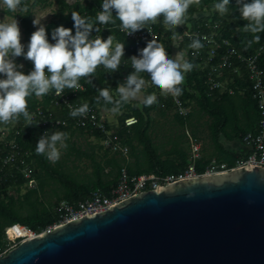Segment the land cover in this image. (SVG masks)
Masks as SVG:
<instances>
[{"label":"trees","instance_id":"1","mask_svg":"<svg viewBox=\"0 0 264 264\" xmlns=\"http://www.w3.org/2000/svg\"><path fill=\"white\" fill-rule=\"evenodd\" d=\"M53 2L56 3V9L52 14V18L43 25L51 43L55 42L51 38L52 31L61 25L72 29L73 35L75 34L72 12H77L82 17L87 16L95 20L97 11L102 9L103 0H75L73 2L67 0H21V6L15 11L6 7L5 12L20 24L26 45L30 41L31 34L36 31L33 24V9L35 7H46L53 4ZM218 2L220 0H199L198 4L193 2L186 12L184 23L178 28L166 25L163 16L158 17L156 22H151L150 25L154 31L158 32V41L164 45L170 56H173L174 51V42L171 38L173 31H177L183 36L180 48L177 49L186 52L187 60L194 67L185 74L184 82L178 86L182 88V94L179 97L191 111L187 115H181L177 111H173L171 98L168 95H161V90L154 89L152 86L144 89L145 95L155 93L157 96L158 102L153 103L151 106H144L137 101L122 103L118 109L122 111L119 116V134L124 137L130 148L129 155L130 153L134 154V160L131 164H129L130 162L127 163L128 173H176L181 171L188 163L189 153L181 144L182 141L184 143L187 140L184 130L178 135L177 139L173 140L171 147L167 150L152 141L150 134L152 127L150 113L152 111H156L162 116L170 111L181 128L187 127V131L195 137L198 126L204 123L208 128V133L204 137H208L220 158H222L220 160L225 161L229 166H234L237 160L244 159L247 156L249 152L247 148H242L240 151L233 153L224 151L218 142V137L222 134L228 140L241 142L245 133L256 130L259 116L258 107L256 100L251 95L249 83L243 77L238 76V71L233 72L232 69L223 67L221 78L226 79V86L231 87L233 92L210 91L205 83L206 75L210 70V65L204 66L203 60L206 52L202 50L196 56L192 54L194 49L188 47L192 42L184 36L183 26L186 29H192L195 24H200L201 31L206 32L211 31L210 28L213 24H217L215 37L220 41L223 38L227 39L232 46L243 54H251L264 44V31L252 33L245 30L244 26L249 22L241 17L237 0H230L229 10L224 15H221L214 8V5ZM248 2H251V0H248ZM113 15L115 16V12ZM205 21L209 23V27L204 25ZM119 24L120 21L117 19L115 23L110 22L104 25V29H101V26L98 25L100 31H93L92 33L93 39L96 36H101L106 40L108 36L113 35V47L116 43L125 44V53L119 70L110 72L103 65L98 66L91 82L86 77H81L78 80V83L84 85V90L79 91L76 97H72L71 100L87 103L98 111L112 110L115 107L114 103H105L103 98H100L97 103V97L99 96L97 89L100 88L109 89L114 101L120 100L116 88L125 81L124 77L134 71L130 58L136 56L137 49L133 44V40L127 37L124 31H120ZM255 36H259L258 42L254 39ZM250 41L251 43H249ZM25 50L27 51L26 47ZM224 51L225 47L218 49L219 56L213 59L212 63L219 61ZM21 59L25 61L22 71L28 74L33 70V64L23 57L17 58V60ZM232 60V64H239L235 58ZM258 64L264 70V49L258 57ZM142 76L145 79L150 77L147 73H142ZM240 89L243 91L240 92ZM27 100L29 113L38 104H41L44 109H47L49 105L48 93L42 95L41 101L34 93ZM130 115L135 116L137 122L128 128L129 132L127 133V128L123 125V119ZM204 116H206L204 122L197 125L196 122ZM55 117H61L69 121L67 126H58L57 129V131L66 132L68 137L64 141L67 144V148H63L65 153L56 162L49 161L45 155L36 152V143H38L40 137L46 132L50 136L53 132H56L55 130H52L49 126L41 127L36 124H33V126L27 124L19 128L20 133L17 136V142L25 154V162L30 167L31 176L35 178L37 185L31 188L26 187V191L21 195L19 192L21 186L19 187V185L25 180L21 174H18L14 179L6 177L5 180H1L0 246L4 242L5 228L11 224L19 223L32 230L41 231L58 220V213L51 209L50 199L44 198L45 189L50 184L54 185L52 193L55 196L53 202L55 204L61 199L72 203L77 202L87 197L93 190L99 189L107 192L116 184L119 168L124 160L104 150L99 142H96V144L88 143L87 147L81 148V145L77 144L78 138L87 139L91 134L90 132H84L81 128L73 127L72 116L67 109H60L57 113L54 112ZM12 121L23 124L25 118L20 115L19 118L8 123L0 122V127L9 125ZM93 134L96 137L98 136L97 132H93ZM95 146L102 153V157L99 159H97V154L94 151ZM70 155L75 158L88 157L92 165L91 173L84 176L75 173L74 169L66 164V159ZM206 161L208 160H204L203 157L197 161L198 171L203 170ZM16 184L18 187L15 186ZM10 186L14 191L12 194L8 193ZM18 231L24 232V228L18 227Z\"/></svg>","mask_w":264,"mask_h":264},{"label":"water","instance_id":"2","mask_svg":"<svg viewBox=\"0 0 264 264\" xmlns=\"http://www.w3.org/2000/svg\"><path fill=\"white\" fill-rule=\"evenodd\" d=\"M0 264H264V168L142 191L21 241Z\"/></svg>","mask_w":264,"mask_h":264},{"label":"clouds","instance_id":"3","mask_svg":"<svg viewBox=\"0 0 264 264\" xmlns=\"http://www.w3.org/2000/svg\"><path fill=\"white\" fill-rule=\"evenodd\" d=\"M193 2L198 4L199 0H103L102 10L97 13L95 20L72 12L74 35L72 29L61 25L52 31L51 38L55 42L51 43L46 28L39 26L31 34L26 46L21 42L22 33L16 19L11 23L7 18L0 21V122L8 123L23 115L28 126H33L27 100L33 93L40 97L50 89H55L56 95L60 96L66 88L78 89L81 87L78 80L86 77L91 82L100 65L110 72L118 71L125 44L116 43L113 47V35L106 40L101 36L93 39V31H100L98 25L115 23L118 19L121 31L132 35L145 29L149 21L154 23L163 16L166 25L178 28L184 23L186 12ZM3 4L15 11L21 6V0H3ZM237 4L241 17L249 22L244 26L245 30L252 33L264 31V0H237ZM229 5L230 0H220L214 8L224 15ZM33 24L39 25L36 19ZM171 38L174 47L180 48L183 36L173 31ZM254 39L258 42L260 38L255 36ZM188 47L198 52L204 45L196 38ZM18 57L31 61L33 70L25 74L22 71L24 65L15 62ZM130 61L134 71L116 88L120 100L114 101L109 89L100 88L97 89V103L103 98L105 103H114L113 111H117L122 103L130 101H137L144 106L158 102L155 93L145 95L148 81L142 73L149 74L151 83L161 90V95L178 97L182 94V88L178 86L184 82L185 74L194 67L187 60L184 50L177 51L174 57L170 56L164 45L155 38L148 41L147 46L139 50V55L132 56ZM88 112L89 105L84 103L71 110L70 115L75 118L86 116ZM67 137L66 132L56 131L50 136L46 132L36 143L37 154L45 155L49 161H58L60 149L67 148L64 142Z\"/></svg>","mask_w":264,"mask_h":264},{"label":"built area","instance_id":"4","mask_svg":"<svg viewBox=\"0 0 264 264\" xmlns=\"http://www.w3.org/2000/svg\"><path fill=\"white\" fill-rule=\"evenodd\" d=\"M102 9H99L101 11ZM151 21L146 24V28L132 35L125 34L131 40L137 49L136 56L139 55V50L147 46V42L155 38L158 41V32H155L150 25ZM121 22L119 29L121 31ZM204 25L209 27V23L205 21ZM101 29H104V25H100ZM200 24H195L192 29L185 28L184 36L187 40L192 42L193 39L199 38L204 45L198 52L192 50L193 55H198L202 50L205 51L204 66L210 65V70L205 78V83L210 91L229 93L233 92L231 87L226 86V79L221 78V69L228 67L233 72L245 71L247 75L246 81L249 83L251 89V95L256 100L258 107V121L256 124V130L253 132H247L242 136V144L248 148V155L241 160H237L234 166H229L226 162L220 161L216 158H210L204 165L203 170H197V161L201 159V143L199 140L193 138L190 133L185 130L187 140L189 143V160L186 166L179 172L167 173V174H155L152 172L141 174H130L127 170V163L130 162L129 151L130 148L124 137L119 134L120 122L112 123L104 111H98L95 108L89 106V112L86 116L71 117L73 127L81 128L84 132H90L97 142L102 146L104 150L115 156L120 157L124 161L119 168V174L116 184L111 187L107 192L102 190H93L87 197L80 199L77 202H68L65 199L59 200L53 209L58 213V220L53 224L47 226L41 231L32 230L19 223H14L7 226L4 230L5 238H8L10 244L6 248L0 247V256L4 255L8 250L16 247L21 241L35 237L45 231H49L56 226L62 225L68 221L81 218L85 215H94L99 212L105 211L120 201H123L133 195H136L142 191L154 190L158 188L160 190L165 185L176 182L182 179L195 178L202 175L220 174L231 170L236 167H242L246 165L259 166L264 168V70L258 64V57L264 49V44L256 49L251 54H243L238 51L234 46L230 44L227 39L221 41L215 37L217 24L211 26V31H201ZM150 30V32L148 31ZM159 42V41H158ZM225 47V51L221 54L219 61L213 62L218 55V49ZM239 62L232 64V59ZM243 68V69H242ZM126 80V77H124ZM148 86L159 89L151 83L150 77L146 79ZM78 89H64L60 96L56 95L55 89H50L48 92L49 105L47 109H44L41 104H38L34 110L30 112L33 119V124L38 126H49L52 130L57 131L58 126H67L69 121L61 117L54 118V112H58L60 109H67L69 112L82 106V102L71 100L72 97H76L79 91L84 90V85ZM160 90V89H159ZM173 103V111H177L181 115H187L190 112V108L183 104L181 98L168 95ZM42 96L38 99L41 101ZM71 106V107H70ZM51 107V109H49ZM54 111H53V110ZM137 122L135 116H127L123 119V125L128 128ZM122 124V123H121ZM27 125V122L20 124L19 122L12 121L9 125L0 127V182L5 180L6 177L14 179L18 174L23 176V183L19 187H36L37 182L35 178L31 176V169L25 162V154L22 152L19 143L17 142V136L20 133L19 128ZM93 132H97L98 136H94ZM16 187L17 184L15 185ZM11 188V186H10ZM13 191V190H12ZM12 194L13 192H8ZM18 227L24 228V232H19Z\"/></svg>","mask_w":264,"mask_h":264},{"label":"rangeland","instance_id":"5","mask_svg":"<svg viewBox=\"0 0 264 264\" xmlns=\"http://www.w3.org/2000/svg\"><path fill=\"white\" fill-rule=\"evenodd\" d=\"M67 1L72 2L73 0H67ZM6 7L7 6L3 4V0H0V21L7 18V21L9 23H11L15 19L5 12L4 9ZM55 9H56V3L55 2H53V4L48 5L46 7H35L33 9V21L36 19L37 23L39 24V25H35L36 30L39 26H43L52 18V14L55 11ZM19 27L21 29L20 24H19ZM183 29H185L184 26H183ZM21 33H22V30H21ZM21 42H22V44H24L26 46V42L23 38V33H22ZM177 51H179V50L176 47H174L173 57L175 56ZM15 62L17 64H23V65L25 63V61L23 59L17 60V58H16ZM0 78H2V77H0ZM102 111H104L103 114L106 115V117L112 123H114V124L119 123V116L122 113L121 110L113 111V109H112V110H102ZM205 118H206V116L201 117L199 120V123H203ZM150 119H151V123L153 124L152 125L153 130L152 131L150 130L152 141L155 144L163 147L165 150L169 149L172 145L173 140L177 139L179 137L178 135H180L182 133L181 126L173 118L172 113L170 111L164 116L158 114L156 111H152L150 113ZM200 127H202V134L207 135V133H208L207 126L204 124ZM96 142H97V140L94 137H87V139L83 138V137H79L77 144L81 145V148H84V147L88 146L87 145L88 143L96 144ZM181 144H182V147L186 149V145H185V143H183V141L181 142ZM94 151L97 154L96 155L97 159L102 157L101 156L102 153H101V150L99 148H97L95 146ZM60 152H61V155L62 154L64 155V153H65L63 148L60 149ZM132 161H133V158L130 157V163L129 164H131ZM66 164L68 167L73 168L74 172L79 174L80 176L89 175L92 171L91 162H90L89 158L86 156H83L80 158H75L73 155H70L66 159ZM53 187H54V185H52V184H50V186L46 187L45 196H44V198L50 199V203L52 204L51 209H53V206L55 205V203H53L55 201V196L52 193ZM26 189L27 188L24 186L21 187L20 191H19L20 194L22 195L26 191ZM9 191L14 193V191H12V188H9ZM3 240H4L3 245L0 246L2 249L6 248L10 244L7 237L4 238Z\"/></svg>","mask_w":264,"mask_h":264},{"label":"crops","instance_id":"6","mask_svg":"<svg viewBox=\"0 0 264 264\" xmlns=\"http://www.w3.org/2000/svg\"><path fill=\"white\" fill-rule=\"evenodd\" d=\"M239 77H243L244 79H246L247 75L245 74V71H239L238 73ZM243 90L240 89V92H242ZM191 111V110H190ZM197 125L199 124V121L196 122ZM153 125V124H152ZM204 125V123L202 124ZM201 125V126H202ZM187 127L184 126V128H182L183 130H186ZM151 131L153 130V127H151L150 129ZM185 132V131H184ZM201 132V133H200ZM197 135L195 136H191L197 140L200 141L201 143V152H202V157L204 160H209L210 158H216L218 160L222 159L220 158V155L218 154V152L215 150L214 146L212 145V143L210 142V140L207 137H204L206 135L202 134V127L198 126L197 131H196ZM207 139V140H206ZM203 141V142H202ZM218 142L221 145V147L224 149V151L229 152V153H233V152H238L240 151L242 148H247L245 147L242 142L240 141H231L228 140L224 135L220 134V136L218 137ZM185 145H186V149L189 153L190 149H189V143L188 140H185ZM163 148V147H162ZM164 149V148H163ZM248 149V148H247ZM249 153V152H248ZM248 155V154H247ZM130 157L133 158L134 160V154L130 153ZM201 157V158H202ZM189 159V157H188ZM222 161V160H220ZM207 162V161H206ZM225 162V161H223Z\"/></svg>","mask_w":264,"mask_h":264}]
</instances>
